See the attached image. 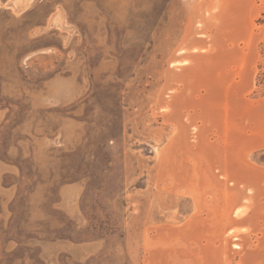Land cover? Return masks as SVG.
<instances>
[{"label": "rangeland", "instance_id": "obj_1", "mask_svg": "<svg viewBox=\"0 0 264 264\" xmlns=\"http://www.w3.org/2000/svg\"><path fill=\"white\" fill-rule=\"evenodd\" d=\"M8 6L0 264H264V0Z\"/></svg>", "mask_w": 264, "mask_h": 264}, {"label": "crops", "instance_id": "obj_2", "mask_svg": "<svg viewBox=\"0 0 264 264\" xmlns=\"http://www.w3.org/2000/svg\"><path fill=\"white\" fill-rule=\"evenodd\" d=\"M32 1L33 0H0V10L5 8L6 4L9 3L8 9H11L13 12L21 13L31 5ZM53 15V21H55L54 23L56 24L63 18V14L58 12H54Z\"/></svg>", "mask_w": 264, "mask_h": 264}]
</instances>
